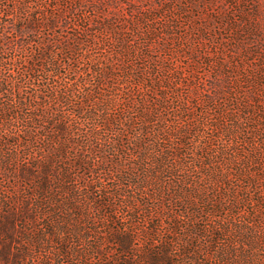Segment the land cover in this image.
I'll list each match as a JSON object with an SVG mask.
<instances>
[{"label": "trees", "instance_id": "1", "mask_svg": "<svg viewBox=\"0 0 264 264\" xmlns=\"http://www.w3.org/2000/svg\"><path fill=\"white\" fill-rule=\"evenodd\" d=\"M58 2L0 0V264H264V172L241 165L264 163L263 134L236 97L217 106L237 75L183 95L177 26L159 44L121 0ZM162 228L206 243L175 263Z\"/></svg>", "mask_w": 264, "mask_h": 264}, {"label": "rangeland", "instance_id": "2", "mask_svg": "<svg viewBox=\"0 0 264 264\" xmlns=\"http://www.w3.org/2000/svg\"><path fill=\"white\" fill-rule=\"evenodd\" d=\"M58 4L65 6L68 3H65V0H59ZM120 5V13L127 17H150L149 22L142 20L143 27L144 30H151L150 40L155 43L163 44V33L168 32L162 31V26H168V24L177 26V33L181 34L184 39L182 41L169 39L167 42L172 44L171 48L174 46V49H170V51H175L172 56L176 58L175 65L179 69L178 72H181V80L178 81V85H180L179 92L183 95L188 91L187 84L189 82H193L192 85L194 83L207 84L211 80L223 76L225 72H234L237 75L236 78L221 80L220 84L222 85L224 81L228 84L229 89L225 90L227 97L217 102V106L223 108V102L226 99L228 101L236 97L241 103V107L236 105L237 107L242 110L248 107L253 111V116L251 115V119H248L251 121L249 127L247 126V131L252 135H250V139L246 137L247 141L253 142L257 139H254L253 133L263 134L260 139L264 138V0H121ZM187 47L196 50L194 59L188 55L184 56L183 52L189 54ZM167 53L159 52L155 56L164 58L168 57ZM157 93L160 94L159 89ZM191 102L195 105L197 100L193 99ZM250 103L251 106H249ZM196 108L199 111L202 106L196 104ZM242 146L244 151L250 149L244 143L242 145L239 143L237 148L241 150ZM254 148L258 149L257 146ZM181 151L183 149L179 150V153H182ZM253 156L254 153H251L249 158L251 159ZM109 159L116 160L117 158L111 156ZM248 160L244 159L241 163L244 166V172H264V163L261 159L256 161L261 164V167L251 165ZM218 169L220 171L221 168L218 166ZM229 172L235 171L233 169ZM199 205H202L201 202ZM224 213L226 214V212H219L217 216L221 215L223 218ZM120 217L127 221L126 209L123 210ZM144 219L143 216H136L134 222H140V225L145 229ZM178 221L181 226L187 223L182 218ZM117 222H119L117 226L122 227L120 225L122 221ZM147 222L150 221L147 220ZM205 223L203 225H206ZM115 225L111 223L110 227H116ZM101 226V231L107 232V224L104 223ZM181 228L174 236L164 235L162 228L159 236L161 239L173 240L171 253L175 263L182 260L186 262L185 257L181 254L182 251L179 252L183 245L197 247L206 243V238L194 239V236L188 235L189 232L183 231L184 229ZM135 244L138 243L135 242ZM221 245L232 248L231 245L224 242L219 243L216 247ZM104 247L108 250L114 248L111 243H105ZM235 247L243 254L245 248L243 244H235ZM116 256L117 254L114 252L113 259ZM210 256L212 255L210 254ZM106 258L107 256L103 259ZM97 261L96 258L93 259V263Z\"/></svg>", "mask_w": 264, "mask_h": 264}]
</instances>
